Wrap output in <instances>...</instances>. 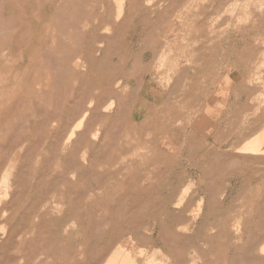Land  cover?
I'll list each match as a JSON object with an SVG mask.
<instances>
[{"label":"rangeland","instance_id":"374dc122","mask_svg":"<svg viewBox=\"0 0 264 264\" xmlns=\"http://www.w3.org/2000/svg\"><path fill=\"white\" fill-rule=\"evenodd\" d=\"M119 2H2L0 264H264V0Z\"/></svg>","mask_w":264,"mask_h":264},{"label":"bare ground","instance_id":"6f19581e","mask_svg":"<svg viewBox=\"0 0 264 264\" xmlns=\"http://www.w3.org/2000/svg\"><path fill=\"white\" fill-rule=\"evenodd\" d=\"M118 1V0H117ZM2 2H3V0H2ZM1 2V0H0V39L1 38H3L2 36H4V35H6L7 34V31L6 30H8L7 28H8V23H7V20H6V18L2 15V11H3V8H4V6H3V3ZM5 4V3H4ZM119 4V12H122V10H123V2H122V0H120V2L118 3ZM122 15V14H121ZM238 26V25H237ZM23 30V29H22ZM23 34V33H22ZM1 43V42H0ZM1 55L2 56H6L7 55V53L5 52V51H2V53H1ZM43 70V69H42ZM256 79V78H255ZM258 80V79H257ZM50 91V90H49ZM115 102V101H114ZM87 115H88V111H85L84 113H83V115L78 119V122L74 125V129H73V131L71 132V135H72V133L74 132V130H77L76 128H78V127H80L83 123V121L85 120V118L87 117ZM258 137V136H257ZM96 138V137H95ZM256 139H258V138H256ZM256 139H254V140H256ZM263 143H264V132L261 134V135H259V141L258 142H253V143H249V144H246V145H244V146H242V147H240L239 148V151H248V152H254V153H260V152H263L264 151V146H262L263 145ZM223 147H225V146H223ZM86 158V157H85ZM86 161V160H85ZM182 204V203H181ZM56 205V204H55ZM23 223V222H22ZM4 224V226L2 225V228H1V232H2V234H3V243L5 244V246H7V249H6V251H7V258L9 259V260H12V258H11V252H10V249H11V246H10V244H11V241H12V239H14L13 237H16V236H14V230H13V226H12V224L10 223V221L7 219L6 220V222H4L3 223ZM25 226V225H24ZM72 226H73V224H72ZM21 230V229H20ZM23 232V231H22ZM26 233H29V230H25L24 232H23V234H26ZM22 234V233H21ZM130 236V235H129ZM29 237V236H28ZM19 239H21V238H23V236H21V235H19V237H18ZM15 242V241H14ZM121 246V245H120ZM133 246V245H132ZM19 247H20V244H19ZM83 247V246H82ZM126 247V246H125ZM21 248V247H20ZM23 248V247H22ZM115 250H116V248H115ZM261 250H262V252H264V244L262 245V247H261ZM130 253V252H129ZM129 253H127V254H129ZM18 254V253H17ZM119 255H120V253H118ZM127 254L126 255H124L122 258H120V259H122V260H120V259H118V258H116V256L115 255H117V253H115L113 256H112V258H110V260H109V262L107 263V264H128V262H129V264H136V261L133 263V258L131 259L130 257L132 256V255H128L127 256ZM136 254V253H135ZM140 254V253H139ZM14 255V254H13ZM123 255V254H122ZM18 256V255H17ZM24 256V255H23ZM23 256H18V258H19V260L20 259H23L24 257ZM111 256V255H110ZM23 257V258H22ZM134 257V256H133ZM137 257V256H136ZM17 258V259H18ZM14 260H15V258H13ZM109 259V258H108ZM13 261V260H12ZM160 261H162V260H160ZM19 262V261H18ZM21 262H22V260H21ZM37 264V263H36ZM152 264V263H151ZM162 264H164V263H162Z\"/></svg>","mask_w":264,"mask_h":264}]
</instances>
